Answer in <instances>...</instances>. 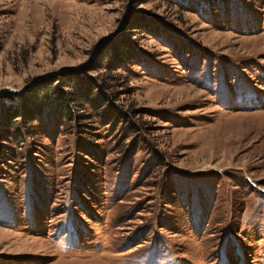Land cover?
Wrapping results in <instances>:
<instances>
[{
  "label": "rangeland",
  "instance_id": "obj_1",
  "mask_svg": "<svg viewBox=\"0 0 264 264\" xmlns=\"http://www.w3.org/2000/svg\"><path fill=\"white\" fill-rule=\"evenodd\" d=\"M0 264H264V0H0Z\"/></svg>",
  "mask_w": 264,
  "mask_h": 264
},
{
  "label": "trees",
  "instance_id": "obj_2",
  "mask_svg": "<svg viewBox=\"0 0 264 264\" xmlns=\"http://www.w3.org/2000/svg\"><path fill=\"white\" fill-rule=\"evenodd\" d=\"M76 80V79H75Z\"/></svg>",
  "mask_w": 264,
  "mask_h": 264
}]
</instances>
